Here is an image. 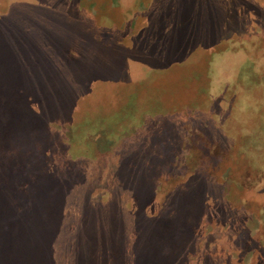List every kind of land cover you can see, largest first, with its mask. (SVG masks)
Listing matches in <instances>:
<instances>
[{
	"label": "rangeland",
	"instance_id": "obj_1",
	"mask_svg": "<svg viewBox=\"0 0 264 264\" xmlns=\"http://www.w3.org/2000/svg\"><path fill=\"white\" fill-rule=\"evenodd\" d=\"M0 264H264V0H0Z\"/></svg>",
	"mask_w": 264,
	"mask_h": 264
},
{
	"label": "trees",
	"instance_id": "obj_2",
	"mask_svg": "<svg viewBox=\"0 0 264 264\" xmlns=\"http://www.w3.org/2000/svg\"><path fill=\"white\" fill-rule=\"evenodd\" d=\"M21 191V189H19Z\"/></svg>",
	"mask_w": 264,
	"mask_h": 264
}]
</instances>
